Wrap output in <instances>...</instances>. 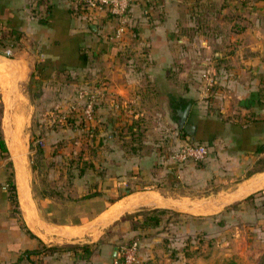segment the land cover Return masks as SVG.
I'll use <instances>...</instances> for the list:
<instances>
[{"label": "crops", "instance_id": "0c3cea01", "mask_svg": "<svg viewBox=\"0 0 264 264\" xmlns=\"http://www.w3.org/2000/svg\"><path fill=\"white\" fill-rule=\"evenodd\" d=\"M146 8L131 5L116 43L104 35L115 18H90L78 0H0V32L15 42L10 55L0 52V129L17 203L12 211L2 162L0 264H111L118 242L108 260L97 240L125 212L203 215L256 191L253 199L264 201V168L247 172L264 154L254 151L264 142V0H160ZM94 83L101 98L86 125L75 89ZM185 107L194 138L208 144L200 162L169 157L192 139L172 118ZM28 110L31 155L41 140V168L30 172L18 132ZM65 115L73 120L62 127ZM208 181L223 186L199 194ZM231 216L264 229L258 206L237 205ZM156 229L139 240V252L165 234ZM83 243L88 250L71 248Z\"/></svg>", "mask_w": 264, "mask_h": 264}, {"label": "rangeland", "instance_id": "374dc122", "mask_svg": "<svg viewBox=\"0 0 264 264\" xmlns=\"http://www.w3.org/2000/svg\"><path fill=\"white\" fill-rule=\"evenodd\" d=\"M0 34L4 36L8 35L6 31L0 32ZM6 39H8L6 40V47L2 45L0 47L1 50H4L5 48H9L11 50V46L15 44L13 41L14 38L10 37L9 35ZM7 84L8 83L4 85L6 86ZM2 86L3 85L0 84V91L2 90ZM22 86H24V84ZM174 116L175 115L172 114V118L175 119L176 117ZM20 117L22 118L21 115ZM34 117L35 115H33V113H27L23 119L24 123L21 125L18 131L23 137L24 141H28L27 146H25V161L27 163V169L29 172L30 169H32V166H36L34 154H32V156L31 153H29L30 147L33 146L29 140V137L31 133H33L31 124ZM62 119H64V124H61L62 127L68 126L65 124V122L69 123L73 120V118L67 115L63 116ZM69 119L70 121L67 122ZM5 120H8L6 119V112ZM68 130L70 133H75L74 135H78L77 133H79L83 134L85 139L89 138V134L87 135L83 130L81 132H74L73 129ZM179 133L181 134L180 131ZM0 134L2 135L1 129ZM7 134L8 130H6L5 134L6 143L8 145ZM70 137L72 139L74 138L72 136ZM35 144L40 147L37 142L34 143V145ZM71 144L72 147L75 143L72 141ZM85 147L89 149L88 142H86ZM22 152L23 144L19 155L21 158H23ZM7 155H9L8 152H0V163L3 162V169L7 174V178H12V174H14V164L12 159L6 158ZM82 165L86 166L87 162H83ZM87 167L89 168V166ZM252 168H264L263 155L257 158V160L253 163ZM222 184L223 183L220 181H210L206 186L200 188L199 194L209 195V193H207L209 190L215 191L216 189H219L221 186H223ZM256 192L245 196L240 201L231 202L230 204L220 208L218 211L209 214H192L166 208L167 211L162 213L160 216V225L156 227H161V230H163L165 234L163 236H159L158 238L156 237L157 239H148V244H145L143 247H141L139 255L144 252L142 256H140L141 262L143 264H220L223 261L232 259L239 264H264V229H262L260 226L256 229L246 217H244V221H242L241 224H238L235 222L234 217L231 216L233 211L236 210L237 205H241V207L251 205L258 206V209L264 213V201L253 199L254 193ZM11 193L12 191H10V194ZM14 195H16L15 189ZM66 196L69 197L70 195ZM147 209L148 208L144 207L135 211L140 212ZM12 211L17 210L12 206ZM135 211L125 212L119 216V218L116 219L113 224L103 228V232L97 241H102L105 243V246L107 247L105 256L108 260L110 259L109 251L111 246L119 241L124 240L123 238L136 237L140 240L142 239V236L145 238L147 234L158 231L154 227H150L148 230L143 228L136 229V221H138L139 218H142L143 215L141 214L140 216H136ZM169 222H171L172 226L169 225ZM132 227H135V229ZM177 229H180L181 232L177 231ZM130 232L131 234L125 236L126 233Z\"/></svg>", "mask_w": 264, "mask_h": 264}, {"label": "built area", "instance_id": "2783aa9c", "mask_svg": "<svg viewBox=\"0 0 264 264\" xmlns=\"http://www.w3.org/2000/svg\"><path fill=\"white\" fill-rule=\"evenodd\" d=\"M160 0H78L80 7L87 10L89 17H95L99 12H106L115 18V24L111 26L109 32H104L105 38L119 42L120 37L126 30L125 15L131 5L139 4L149 9L153 4ZM6 55L11 54L9 48L2 50ZM202 76L207 79L204 87L209 88L212 85L210 77L206 73ZM76 99L80 104V117L84 124L90 123L94 119L95 104L101 98V87L97 84L79 86L75 89ZM41 145V140L36 141ZM207 153V149L203 143L184 142L174 148L169 157L175 162L198 161L202 160ZM139 239L130 237L119 241L115 247V255L111 259V264H141L139 257Z\"/></svg>", "mask_w": 264, "mask_h": 264}, {"label": "trees", "instance_id": "16d2710c", "mask_svg": "<svg viewBox=\"0 0 264 264\" xmlns=\"http://www.w3.org/2000/svg\"><path fill=\"white\" fill-rule=\"evenodd\" d=\"M7 36H4V35L0 34V47L4 44L3 40L5 38H7ZM0 52H2L1 49H0ZM38 68H39V65H37V69ZM62 78L64 80L65 79L68 80L66 74H64ZM259 103H261V102L259 101ZM260 120H262L264 122V116ZM69 121H70V119L67 122H69ZM179 131L181 132V136L182 137L186 134L185 131L183 130V128H181V127H179ZM200 140L201 139L194 138V135H193L192 139H186L185 142H188V143H203L205 145V147L207 149V153H208V144H207V142H202ZM6 151H7V149H6L5 143H4V141L2 139V136L0 134V152H5L6 153ZM254 151H256V152H264V142H261V143L257 144L256 146H254ZM40 152H41L40 147L37 146L36 147V151L34 153V161L36 163V166L35 167L32 166L33 170H38L39 171V169L41 168ZM207 153H206V155H207ZM263 156H264V154H263ZM188 161H191V160H188ZM198 161H201V160H198ZM252 170H256V169L252 168V169L248 170L247 172H251ZM6 180H7L8 197H9L13 207H15L17 203H16V198H15V195H14V185H13V182L11 180V177H8ZM10 191H12L11 194H10ZM165 211H167V209L166 208H161V207L148 208L147 210H142L140 212H136L135 211L136 212V214H135L136 216L137 215L140 216L141 214L143 215L142 218H139L138 221H136L137 222L136 223L137 225L135 226L136 229H138V228L148 229L150 227H158L160 225V223H161V217L160 216ZM135 227H132V228L135 229ZM65 247H68V245L65 246ZM74 247H78V248H81V249L88 250L89 245L86 244V243L71 245V248H74ZM45 248L55 249V248H57V246L52 245V246H48V247H45ZM141 264H143V263L141 262ZM220 264H239V263L235 262L232 259H228L226 261H223Z\"/></svg>", "mask_w": 264, "mask_h": 264}, {"label": "water", "instance_id": "95a60500", "mask_svg": "<svg viewBox=\"0 0 264 264\" xmlns=\"http://www.w3.org/2000/svg\"><path fill=\"white\" fill-rule=\"evenodd\" d=\"M3 54L6 55L5 53H3ZM186 112H187V107L183 108L182 110H178L176 112V114H177L176 122H177L178 127L183 128V130L185 131L186 134L193 137L194 125L192 123L185 121ZM4 143H5V141H4ZM5 146H6V144H5ZM6 149H7V147H6Z\"/></svg>", "mask_w": 264, "mask_h": 264}, {"label": "bare ground", "instance_id": "6f19581e", "mask_svg": "<svg viewBox=\"0 0 264 264\" xmlns=\"http://www.w3.org/2000/svg\"><path fill=\"white\" fill-rule=\"evenodd\" d=\"M21 122V121H20ZM20 124V123H19Z\"/></svg>", "mask_w": 264, "mask_h": 264}]
</instances>
